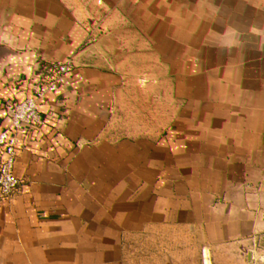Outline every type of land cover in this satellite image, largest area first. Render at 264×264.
Returning a JSON list of instances; mask_svg holds the SVG:
<instances>
[{"label":"crops","instance_id":"obj_1","mask_svg":"<svg viewBox=\"0 0 264 264\" xmlns=\"http://www.w3.org/2000/svg\"><path fill=\"white\" fill-rule=\"evenodd\" d=\"M69 59L20 137L0 264H264V0H0V132ZM134 74L154 118H122Z\"/></svg>","mask_w":264,"mask_h":264},{"label":"built area","instance_id":"obj_2","mask_svg":"<svg viewBox=\"0 0 264 264\" xmlns=\"http://www.w3.org/2000/svg\"><path fill=\"white\" fill-rule=\"evenodd\" d=\"M96 37H92L94 41ZM74 69L73 59L45 63L33 78L31 96L5 102L10 127L0 132V198L11 196L20 185L15 172L20 137L45 125L41 103L48 94L57 92L66 84ZM258 260L263 262L260 257Z\"/></svg>","mask_w":264,"mask_h":264},{"label":"rangeland","instance_id":"obj_3","mask_svg":"<svg viewBox=\"0 0 264 264\" xmlns=\"http://www.w3.org/2000/svg\"><path fill=\"white\" fill-rule=\"evenodd\" d=\"M99 2H101V0H98ZM88 2V6L90 3V0H87ZM89 22V21H87ZM129 87H131V89L133 90V100H132V112L129 111H124L122 112V118L123 120L126 119L128 121V119L131 118H135L136 120H142L144 121L145 119L151 117L154 118V115L156 114L154 111L152 112L151 115H149V113L144 112V108H145V103L143 101V89H142V83L138 78V74H134L132 75V78L130 79V85Z\"/></svg>","mask_w":264,"mask_h":264}]
</instances>
